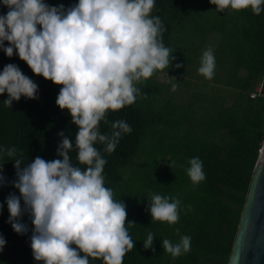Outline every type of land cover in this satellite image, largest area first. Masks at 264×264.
Wrapping results in <instances>:
<instances>
[{
  "label": "trees",
  "instance_id": "trees-1",
  "mask_svg": "<svg viewBox=\"0 0 264 264\" xmlns=\"http://www.w3.org/2000/svg\"><path fill=\"white\" fill-rule=\"evenodd\" d=\"M199 1L204 0H155L150 15L160 17L164 28L162 42L169 47L173 42L172 34L174 45L178 44L181 35L176 37L175 33H181L179 28L183 30L181 26L189 18L191 4L195 3L197 12L203 5L211 10L210 23H215L207 31H200L203 41L191 51L183 46V60H174L170 68L164 70L181 75L184 65L202 55L198 50L206 45L208 35L216 33L217 41L211 46L216 65L211 83L216 91L208 96L199 93L201 99L195 97L188 105H167L168 99L162 98L163 86L149 77L151 80L139 85L144 101L136 99L119 110H110L106 113L107 121L99 123L102 133H110L111 121L116 119H124L132 129L122 134L111 153L102 151L106 158L102 173L105 186L112 188L114 198L125 204V224L135 241L122 264H228L232 251L258 149L264 140V10L257 15L250 9H217L210 0L202 5ZM45 2L68 7L76 0ZM7 10L0 4V14ZM224 13L225 24L220 20ZM195 34L199 32L196 30ZM8 63L18 65L38 85V94L34 99L21 96L9 107L3 103L7 93L0 94V145L16 148L13 157L0 155V173L6 178L5 183L0 184V204H3L0 235L6 240L0 250V264H43L33 259L29 213L24 212L19 217L28 225L24 234L14 232L7 222L9 212L5 197L10 192L19 195L11 183L16 179V170L10 159L19 157L28 163L37 155L45 160L59 158L56 149L62 138L57 133L63 130L75 144L78 127L68 110L56 104L62 85L34 74L15 50L11 57L0 50V70ZM176 63L181 67L176 68ZM259 83L262 95L250 97ZM228 91L232 94L229 103ZM152 139L156 140L155 146L152 145L159 152L154 158L145 154ZM96 146L103 148L100 144ZM69 155L73 163L79 165L75 147ZM193 156L203 161L205 178L198 183H193L186 172L188 160ZM153 193L179 197L181 204L176 223L152 220L147 203L151 202ZM129 221L134 224L127 225ZM148 232L155 237L151 247L145 249L143 241ZM180 234L191 236V247L188 252L174 257L163 250L162 240L176 241ZM89 264L104 262L102 258L89 257Z\"/></svg>",
  "mask_w": 264,
  "mask_h": 264
},
{
  "label": "clouds",
  "instance_id": "clouds-1",
  "mask_svg": "<svg viewBox=\"0 0 264 264\" xmlns=\"http://www.w3.org/2000/svg\"><path fill=\"white\" fill-rule=\"evenodd\" d=\"M210 2L217 9H250L257 15L264 10V0ZM0 4L8 9L0 14V50L8 57L15 50L34 74L62 85L56 104L68 110L78 127L75 144L63 130L57 133L62 138L56 149L59 158L45 160L37 155L28 163L19 157L10 159L16 170L11 183L19 195L10 192L5 197L7 222L14 232L24 234L28 225L19 217L29 213L33 259L43 264H89V257L102 258L104 264H122L135 241L125 224V204L105 186L102 151L111 153L122 134L132 129L124 119H116L111 121L110 133H102L99 123L107 121L108 111L132 104L141 91L137 82L167 69L174 59L162 42L160 17L150 15L155 0H76L68 7L45 0H0ZM215 66L209 47L201 55L198 72L210 79ZM37 89L18 65L8 63L0 70V94L7 93L3 101L7 107L21 96L37 98ZM73 147L79 165L85 167L73 163L69 155ZM15 154L14 145H0V155ZM188 165L186 172L193 183L205 178L198 156L191 157ZM5 181L0 173V184ZM180 204L179 197L153 193L147 211L152 220L174 224ZM154 237L147 233L145 249ZM5 243L0 235V250ZM190 247L188 234H180L176 241L162 240L163 250L174 257Z\"/></svg>",
  "mask_w": 264,
  "mask_h": 264
},
{
  "label": "rangeland",
  "instance_id": "rangeland-1",
  "mask_svg": "<svg viewBox=\"0 0 264 264\" xmlns=\"http://www.w3.org/2000/svg\"><path fill=\"white\" fill-rule=\"evenodd\" d=\"M202 5L204 1H199ZM195 3L190 5L189 8V18L184 20L185 24L183 22L182 28L180 29L181 33L176 32L175 36H180L178 44L174 45V38L172 34L173 42H171L169 48L172 51V56L174 57L173 60H171L170 66L173 64L172 62L175 60L181 61L183 60V53H182V47L187 46L189 50L191 51L195 45L200 44L203 41L202 34L200 33L201 30L207 31L208 28L213 25L215 22L210 23L212 19V13L211 10L208 8H203L201 6L199 12H197L196 7L194 6ZM198 4V3H196ZM206 4V3H205ZM220 20H222L225 24L227 21V17L224 13V15L220 16ZM188 22H195L193 25L188 24ZM221 23V21H219ZM199 32L198 34H195V31ZM217 34L211 33L208 35V39L206 42V45H203L201 49L198 50V53H203V51L213 45L217 41ZM185 48V47H184ZM189 57V56H187ZM192 58V55H190ZM201 56L198 59H194L191 63H188L183 66L184 72L181 75L175 76L171 70H156L151 78L154 80V82L160 83L163 86L162 89V98L168 99L167 105H188L189 103L194 101V98L197 97V100H200L201 98L198 96V94H204L207 95L208 93H212L216 91L214 88V84L211 83V78H205L202 74L198 72V67L200 66ZM174 67V65H173ZM173 78V79H170ZM151 80L149 78L145 80H141L140 82H137V87L141 85L143 82ZM176 84L175 90L172 89V84ZM226 93V92H225ZM208 96V95H207ZM227 96V102L229 103L232 100V94L231 91H228L226 93ZM142 101L143 97L138 93L137 98ZM195 100V105L198 104V101ZM146 103H149V100L146 101ZM187 103V104H186ZM149 105H151L149 103ZM169 108V106H168ZM156 140L152 139V142L149 143L148 148H145V154L154 158L159 155V152L154 149L153 145L155 146Z\"/></svg>",
  "mask_w": 264,
  "mask_h": 264
},
{
  "label": "water",
  "instance_id": "water-1",
  "mask_svg": "<svg viewBox=\"0 0 264 264\" xmlns=\"http://www.w3.org/2000/svg\"><path fill=\"white\" fill-rule=\"evenodd\" d=\"M228 264H264V151L256 162Z\"/></svg>",
  "mask_w": 264,
  "mask_h": 264
},
{
  "label": "built area",
  "instance_id": "built-area-1",
  "mask_svg": "<svg viewBox=\"0 0 264 264\" xmlns=\"http://www.w3.org/2000/svg\"><path fill=\"white\" fill-rule=\"evenodd\" d=\"M261 83L257 84L256 87L254 88V90L251 92L250 97H255L257 95H262L261 94ZM264 150V140L261 143L260 148L258 149V157L257 160L259 159V157H261L262 151Z\"/></svg>",
  "mask_w": 264,
  "mask_h": 264
},
{
  "label": "bare ground",
  "instance_id": "bare-ground-1",
  "mask_svg": "<svg viewBox=\"0 0 264 264\" xmlns=\"http://www.w3.org/2000/svg\"><path fill=\"white\" fill-rule=\"evenodd\" d=\"M263 151H264V150H263ZM263 151H262V152H263Z\"/></svg>",
  "mask_w": 264,
  "mask_h": 264
}]
</instances>
